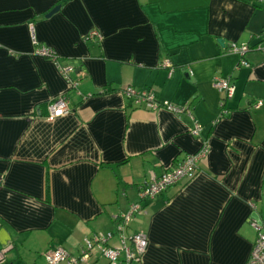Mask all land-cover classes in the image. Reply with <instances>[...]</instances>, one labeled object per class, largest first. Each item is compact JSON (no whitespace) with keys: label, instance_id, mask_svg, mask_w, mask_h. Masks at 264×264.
<instances>
[{"label":"crops","instance_id":"crops-1","mask_svg":"<svg viewBox=\"0 0 264 264\" xmlns=\"http://www.w3.org/2000/svg\"><path fill=\"white\" fill-rule=\"evenodd\" d=\"M31 28L72 64L70 80L35 53ZM262 31L256 0H0V264H47L60 246L78 254L145 181L203 143L195 176L130 222L147 235L140 264H245L250 221L264 220ZM243 44L248 65L229 51ZM215 77L233 86L223 106ZM128 86L190 113L135 105ZM63 94L70 112L48 118Z\"/></svg>","mask_w":264,"mask_h":264},{"label":"built area","instance_id":"built-area-1","mask_svg":"<svg viewBox=\"0 0 264 264\" xmlns=\"http://www.w3.org/2000/svg\"><path fill=\"white\" fill-rule=\"evenodd\" d=\"M259 3L264 0H256ZM96 30H91L89 36H97ZM264 38V31H262ZM31 41L35 44V53L43 57H49L54 60L63 76L70 80V72L73 69L71 63H60L54 51L37 42L33 28H31ZM261 43L255 45V48H261ZM251 49L249 45H233L229 51L237 53L241 56L240 65H248L245 58L246 53ZM169 64L168 60H164L163 65ZM191 73V72H190ZM213 86L221 92L224 97L220 101L223 106L225 100L233 94V86L228 78L215 77ZM124 94L130 98L135 105L145 103L148 107L157 108L163 106L176 114L190 113V110L185 105H174L172 103L157 102L152 93L145 89H135L128 86L124 89ZM261 101H257L255 108L260 107ZM48 118L63 116L70 112L69 99L66 94L60 95L47 104ZM227 112V109L221 111V115ZM199 126L196 124L191 130L194 135L198 134ZM207 146L202 144L200 149L193 154L188 155L181 162H178L171 168L165 170L160 176L152 175L149 180L145 181L137 191V200L132 201L124 209L118 212L114 219V227L110 231L96 232L90 237L85 238L83 247L78 254H71L63 247H57L48 250L45 253L47 264H90L93 257L98 254L107 259L108 264H140L141 254L147 247V235L141 231H129V224L133 218L145 213L146 201L153 199L172 185L183 184L192 179L197 172V162L206 155ZM251 225L256 230V239L253 243L249 258L245 264H264V220L260 223L250 221ZM5 247H0V262L4 258Z\"/></svg>","mask_w":264,"mask_h":264},{"label":"water","instance_id":"water-1","mask_svg":"<svg viewBox=\"0 0 264 264\" xmlns=\"http://www.w3.org/2000/svg\"><path fill=\"white\" fill-rule=\"evenodd\" d=\"M59 8H60V5H56V6H54L53 8H51V9L47 12L46 16L49 17L50 15H52L53 13H55Z\"/></svg>","mask_w":264,"mask_h":264},{"label":"trees","instance_id":"trees-1","mask_svg":"<svg viewBox=\"0 0 264 264\" xmlns=\"http://www.w3.org/2000/svg\"><path fill=\"white\" fill-rule=\"evenodd\" d=\"M262 41H264V38H262Z\"/></svg>","mask_w":264,"mask_h":264},{"label":"rangeland","instance_id":"rangeland-1","mask_svg":"<svg viewBox=\"0 0 264 264\" xmlns=\"http://www.w3.org/2000/svg\"><path fill=\"white\" fill-rule=\"evenodd\" d=\"M103 258H101V260H102ZM103 261V260H102Z\"/></svg>","mask_w":264,"mask_h":264}]
</instances>
